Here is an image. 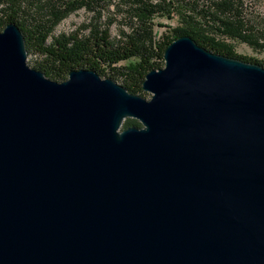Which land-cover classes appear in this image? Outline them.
Segmentation results:
<instances>
[{
    "label": "water",
    "instance_id": "obj_1",
    "mask_svg": "<svg viewBox=\"0 0 264 264\" xmlns=\"http://www.w3.org/2000/svg\"><path fill=\"white\" fill-rule=\"evenodd\" d=\"M26 57L8 24L0 264H264V67L182 36L145 99L94 70L52 81Z\"/></svg>",
    "mask_w": 264,
    "mask_h": 264
},
{
    "label": "trees",
    "instance_id": "obj_2",
    "mask_svg": "<svg viewBox=\"0 0 264 264\" xmlns=\"http://www.w3.org/2000/svg\"><path fill=\"white\" fill-rule=\"evenodd\" d=\"M261 1L0 0V31L15 24L33 56L30 68L52 81L64 82L71 70H94L101 78L107 71L128 93L145 98L146 74L163 66L165 48L182 36L214 54L264 67V61L236 53L242 45L264 54ZM80 11L85 17L74 32H56ZM158 19H174L177 26L167 28ZM130 126L141 125L125 119L122 129Z\"/></svg>",
    "mask_w": 264,
    "mask_h": 264
},
{
    "label": "rangeland",
    "instance_id": "obj_3",
    "mask_svg": "<svg viewBox=\"0 0 264 264\" xmlns=\"http://www.w3.org/2000/svg\"><path fill=\"white\" fill-rule=\"evenodd\" d=\"M261 5L264 6V0L261 1ZM84 17H85V15L83 14L82 11L78 12L77 14L70 16L68 19H66L65 21H63L59 25L56 32L57 33H66V34L70 33V32H74L77 29L78 25L83 21ZM157 23L159 25L165 26V27L170 28V29L177 26V22L174 19H158ZM165 27H158L156 29H157V31L162 32L164 30H167V28H165ZM115 34H116V31H115L114 27H112L111 28V36H115ZM236 53L238 55H241V56H246V57L256 59L258 61H264V54H255L252 51H250L247 47L242 46V45H240L236 48ZM32 58H33L32 55H27L26 63L28 64V66L31 63ZM163 67H164V64L161 68H163ZM106 78L112 79L118 84L116 79L112 78L110 76L109 72H107V71L104 74L103 79H106ZM145 98L149 99L150 94L147 93Z\"/></svg>",
    "mask_w": 264,
    "mask_h": 264
}]
</instances>
